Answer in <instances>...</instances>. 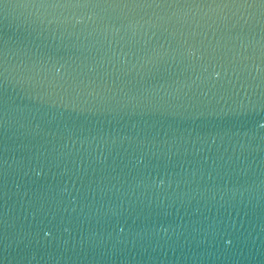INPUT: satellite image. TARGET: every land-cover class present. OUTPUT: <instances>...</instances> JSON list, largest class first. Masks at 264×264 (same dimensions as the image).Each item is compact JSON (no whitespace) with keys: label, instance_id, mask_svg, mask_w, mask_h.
Here are the masks:
<instances>
[{"label":"water","instance_id":"obj_1","mask_svg":"<svg viewBox=\"0 0 264 264\" xmlns=\"http://www.w3.org/2000/svg\"><path fill=\"white\" fill-rule=\"evenodd\" d=\"M185 11L53 35L0 10V264H264V19Z\"/></svg>","mask_w":264,"mask_h":264},{"label":"snow or ice","instance_id":"obj_2","mask_svg":"<svg viewBox=\"0 0 264 264\" xmlns=\"http://www.w3.org/2000/svg\"><path fill=\"white\" fill-rule=\"evenodd\" d=\"M10 3H15L16 7L28 12L26 20L30 19L38 25H47L53 35L57 32L63 35L64 28L69 25L75 27L76 24H79L83 20V16L79 13L97 9L103 12V15L98 18L97 27L105 33L112 31L115 34L122 31L128 32L134 26L142 27L140 24L142 20L144 23L150 24V30L151 28L159 29L165 25L173 29L177 25L192 28L195 24L198 27V20L192 17L189 22V19L186 18L188 12L185 10L192 8L219 10L229 20L235 17V22L231 25L233 31L239 29L242 32L244 26L249 25L250 18H254L257 13L261 19H264V0H0V10L6 8ZM145 9H151V15ZM233 9H235L234 12ZM141 12L143 15L140 14ZM228 12H231V16L228 15ZM245 13L248 15L245 16ZM145 16L148 17L147 20H144ZM182 18H184L183 22ZM53 25H55L54 28ZM5 35L0 33V78H3L4 74L9 71L6 67L8 62L4 58V51L8 43ZM153 35H155V31H153ZM55 57H59V52L48 57L53 67L59 63V59H55ZM59 58L62 59V57ZM34 67L29 69L25 66L17 73L18 83L21 86L25 83L29 85V88L26 89L29 102L44 99L41 94L43 89L36 91L32 87L39 76ZM56 71L58 72L59 69L57 68ZM2 83L3 79H0V84ZM37 87L40 86L37 85ZM34 91L35 95H33ZM7 115L8 110L3 94L0 93V127H3L6 122Z\"/></svg>","mask_w":264,"mask_h":264}]
</instances>
